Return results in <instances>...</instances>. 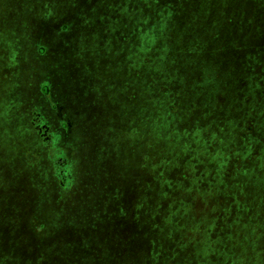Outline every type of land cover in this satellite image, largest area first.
I'll return each instance as SVG.
<instances>
[{"label":"rangeland","instance_id":"rangeland-1","mask_svg":"<svg viewBox=\"0 0 264 264\" xmlns=\"http://www.w3.org/2000/svg\"><path fill=\"white\" fill-rule=\"evenodd\" d=\"M93 2L0 0V264L28 256L9 225L24 228V246L38 242L27 264H80L78 243L104 264H162L153 238L169 261L264 264V10L220 1L261 32L236 34L231 53L219 44L228 28L175 47L160 26L151 36L152 8ZM204 188L219 203L209 207ZM217 222L228 234L214 237L210 263ZM171 236L185 244L171 249Z\"/></svg>","mask_w":264,"mask_h":264},{"label":"trees","instance_id":"trees-1","mask_svg":"<svg viewBox=\"0 0 264 264\" xmlns=\"http://www.w3.org/2000/svg\"><path fill=\"white\" fill-rule=\"evenodd\" d=\"M136 1H138L137 3L138 8L141 7V9H143L144 5H145V8H148L149 10L152 8L153 17L151 18V22H149V29H148L152 32L151 36H154L157 33L156 27L160 26V31L157 34V36H161L162 34H167L169 36L170 43L175 47L179 43L178 38L180 36H181V42H184V39L187 37V38H190L193 43L200 46V44H202V41L198 38V35L202 31V29L213 30L219 36V39H220V35L218 34L219 31H217V29L221 27V29L228 28V30L230 31L232 30L233 33L229 32L227 35H225V36L230 35V37H228L227 40L225 38L222 39V41H220L219 44L227 45L228 44L227 42L231 43V53H233L234 45L232 44V42L234 43V41L237 39L236 34H238L239 32L243 30H245L246 32L251 31L252 33H257L258 35L261 34L256 24H254L252 28L249 26L246 27L245 25L241 24L238 21L236 14L231 15V13H233L231 8H228L227 11L225 12L224 11L221 12L220 1L222 0H136ZM248 1L255 4L256 7L264 10V0H246L247 3ZM91 3L92 4L94 3L93 0H91ZM141 30H145V29H141ZM139 33L140 35L143 34L142 32H139ZM217 37H215L214 39H217ZM200 50L201 48L199 47L198 53ZM180 55H183L184 57H186L185 52H181ZM163 88L165 87L162 86V89ZM161 91L164 93L166 90H161ZM240 98L244 99L245 96H240ZM246 100H243V101H246ZM172 106L174 105L170 104V107L166 109L168 113H172L171 112L173 110ZM250 123H251L250 126L246 124L244 128L241 130L238 136L241 140H243L247 136L249 131L252 129L251 127L252 122L250 121ZM200 130L203 131V129H200ZM173 133L174 134L176 133L177 135H179L176 131H173ZM206 135H209V134L205 133V136ZM206 138L207 140L212 141L209 137H206ZM188 147H190V145ZM168 156L169 154L167 153V151L164 152V150L161 149L158 154V157H159L158 162L162 164L163 161H165L168 158ZM231 157L234 163L233 165L239 166L240 155L238 153L237 147L234 149L233 153L231 154ZM251 157L252 158H248L250 159L248 161L259 160V154H257V152L256 153L253 152ZM224 174L226 175V177H229L227 176L229 172H227L226 170ZM193 190L194 189H192V191ZM203 191L207 198L203 196L202 199L205 200L206 202L208 200L207 203L209 204V207H212L213 205H215V203H219L218 196L220 194V191L213 190L211 188H210V191H208L206 188H204ZM187 193L191 194L189 192ZM198 194H202V193L199 192ZM175 197L176 196L174 195L172 196V198H174V201H176V203L181 204V200L184 197L183 188L178 189L177 197L176 198ZM262 197H264V193H262L260 198ZM192 203L194 204L193 200H192ZM188 204L191 205L189 198H188ZM186 206H188L187 202H186ZM261 206L264 208V201ZM210 212H213V209L209 210L207 215ZM209 216H212V214H209ZM174 218H176V214H174ZM211 219H213L215 222L216 218H213L212 216ZM262 222H264V215L255 217V225L257 226L260 232L263 229L261 227L264 225ZM23 229L24 228L20 226L11 227L9 225L8 227V231L10 235V242H12L13 244L16 243V246L19 244L22 253L28 255L26 256V258H24L23 255H21V253H18V256H14L11 254L10 256L7 257V259L9 258L11 262L15 261L16 263H19V264H20V261H24L23 264H27L30 261V258L33 257L35 250L39 246L38 242H35V244L32 246L23 245L24 240L21 239V233L23 232ZM197 230L200 231L199 229L196 228V231ZM201 230H203L202 226H201ZM175 231L176 233L179 232L181 234V229L179 228V226L175 227ZM38 234L39 233H37V235ZM226 234L228 233L227 231H225V227L222 228L219 222H217V224H214V236L212 237L213 240H208L209 241L208 244H210V246L206 247V250H207L206 256H207V259L210 261V263L212 260L215 261L216 259L215 257L211 255V252L214 249V247L211 248V245L214 244L215 239H217V238L214 239V237L225 239ZM173 239H174L173 236L169 238V242L171 244H173ZM157 240H160V239H157ZM196 242H199V240L194 239L193 243L195 245H197ZM155 243H156L155 238L150 240L151 248L154 250V256L157 255L158 258L166 257V261H164L162 264H182L177 261H169V259H167V257H169L168 249L166 248L167 249L166 251V249L163 248V246H159V245L155 249ZM181 244H185V238H182L181 240H176L175 245L173 244L174 246L170 248L175 250L177 249L176 246L179 247V245ZM77 245L78 247H76L75 250L73 251V257L78 262H80V264H104V259L101 258V261H100L99 260L100 257L95 255L94 251H91V253H89V256H86V257L82 256L81 250L84 254L86 253V251L83 247L79 246V243ZM27 248H29V250H27ZM97 250H98V253L103 257V254L100 251V249L97 248ZM224 264H226V262Z\"/></svg>","mask_w":264,"mask_h":264}]
</instances>
